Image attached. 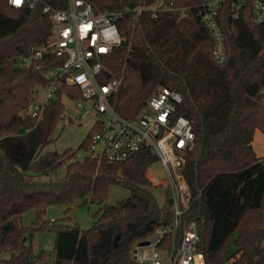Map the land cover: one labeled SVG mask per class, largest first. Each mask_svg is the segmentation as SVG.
<instances>
[{"label":"trees","instance_id":"obj_1","mask_svg":"<svg viewBox=\"0 0 264 264\" xmlns=\"http://www.w3.org/2000/svg\"><path fill=\"white\" fill-rule=\"evenodd\" d=\"M96 13H116L123 37L103 57L105 76L119 79L110 98L126 118L140 112L157 86L177 91L176 109L192 122L194 146L185 155L182 175L190 200L175 232H164L158 248L177 243L185 224L193 222L196 251L204 264H264V157L252 147L256 129L264 131V22L251 20L248 6L235 15L226 0L217 14L224 37L226 61L212 54L213 38L199 19L202 0H88ZM66 8L67 0H41L35 7H13L0 0V264H43L46 252H36V231L54 233L52 264H146L132 257L134 245L157 228H172L171 197L163 204L144 183L145 171L157 161L141 147L120 163L90 155L75 158L66 150L43 151L53 140L64 103L55 99L40 118L25 114L32 93L48 82L46 73L63 64L65 56L43 53L28 66L20 58L32 46L46 44L53 35L52 18L43 4ZM161 3L153 14L137 6ZM59 92L80 98L77 87L63 85ZM94 126L79 148L88 149ZM66 164L60 179L39 177ZM129 190L126 198L106 201L111 184ZM98 203L94 221L81 228L66 215L51 221L50 205ZM33 210L28 226L21 215ZM27 239V241H25ZM230 261V262H229Z\"/></svg>","mask_w":264,"mask_h":264},{"label":"built area","instance_id":"obj_2","mask_svg":"<svg viewBox=\"0 0 264 264\" xmlns=\"http://www.w3.org/2000/svg\"><path fill=\"white\" fill-rule=\"evenodd\" d=\"M13 7H35L41 0H7ZM226 0H202L197 10L199 19L213 38L212 54L218 64L226 61L224 37L217 20V14ZM234 14L241 6H248L251 20L255 24L264 22V0H230ZM161 3L149 7L137 6L134 11L140 15L143 10L155 14L162 9ZM42 11L52 18V38L43 45L32 46L29 55L19 59L20 66H28L43 53L65 56L62 65L48 71L47 84L39 85L25 109V114L37 119L44 107L55 99L66 98L75 102L78 109L96 115L88 145V155L105 159L111 163L126 160L141 147H147L162 165L166 178L163 186L171 197L173 214L172 228H157L145 240L147 245L136 243L132 257L146 264H198L196 251L197 232L193 222L183 226L179 240L167 249L158 248L166 231L175 232L181 225L182 214L187 209L190 192L182 175L185 155L194 146L195 134L192 122L176 109L181 95L168 87L158 86L146 99L144 106L132 118L119 114L110 98L119 84L114 76H105L103 57L110 54L123 40L115 22L116 13L94 11L88 0H67L66 8L56 9L48 3ZM63 85L77 87L81 97L76 99L59 92ZM259 94L264 102V86ZM86 103V106L84 103ZM65 108V105H64ZM61 114H65V110ZM144 241V240H143ZM264 247V238L260 243ZM204 261V260H203Z\"/></svg>","mask_w":264,"mask_h":264},{"label":"rangeland","instance_id":"obj_3","mask_svg":"<svg viewBox=\"0 0 264 264\" xmlns=\"http://www.w3.org/2000/svg\"><path fill=\"white\" fill-rule=\"evenodd\" d=\"M158 87V86H157ZM156 87V88H157ZM155 88V89H156ZM65 105V114L56 123L52 138L53 140L44 146L43 151H57L63 153L66 150L75 152V158L81 159L88 155V149L83 150L79 148L81 141L86 137L91 129L96 115L92 112L86 113L84 110L78 109L75 102L63 99ZM86 106V103L83 102ZM261 146L258 150L259 153L264 151V141H260ZM264 155L260 154V157ZM66 160L64 164L57 168L55 171H50L39 177L40 180H55L60 179L65 175ZM144 183H147L151 191L154 193L159 205L163 204L165 197V187L163 186L166 178L165 171L159 161L153 163L146 169L144 174ZM129 195V190L120 184H111L108 188L106 201L108 203H115L120 199L126 198ZM69 207L68 215L70 219L68 222H77L81 228H88L94 221L93 212L99 207L98 203L80 204L79 201H74L67 205H50L47 208L46 217L51 221L57 220L66 215L65 209ZM34 220L33 210H27L21 215V222L23 225L28 226ZM27 241V239L25 240ZM31 242L36 252L44 250L46 252V259L43 264H52L51 251L54 244V233L49 229H42L36 231ZM230 262V261H229ZM39 264V263H36ZM229 264V263H227Z\"/></svg>","mask_w":264,"mask_h":264},{"label":"crops","instance_id":"obj_4","mask_svg":"<svg viewBox=\"0 0 264 264\" xmlns=\"http://www.w3.org/2000/svg\"><path fill=\"white\" fill-rule=\"evenodd\" d=\"M260 141H264V131H261V130L256 129L254 131V134H253V138H252V142L251 143H252V147H253V149H254V151H255V153H256L257 156H260V154L261 155H264V151L263 150H261L262 151L261 153L258 152V151H260L258 149L261 146Z\"/></svg>","mask_w":264,"mask_h":264},{"label":"water","instance_id":"obj_5","mask_svg":"<svg viewBox=\"0 0 264 264\" xmlns=\"http://www.w3.org/2000/svg\"><path fill=\"white\" fill-rule=\"evenodd\" d=\"M148 243H149L148 240H144V241L139 242L140 245H147ZM197 262H198V264H204L203 258L200 255L197 257Z\"/></svg>","mask_w":264,"mask_h":264},{"label":"snow or ice","instance_id":"obj_6","mask_svg":"<svg viewBox=\"0 0 264 264\" xmlns=\"http://www.w3.org/2000/svg\"><path fill=\"white\" fill-rule=\"evenodd\" d=\"M17 3H19V0H16Z\"/></svg>","mask_w":264,"mask_h":264}]
</instances>
